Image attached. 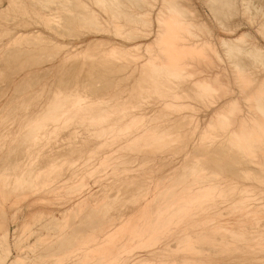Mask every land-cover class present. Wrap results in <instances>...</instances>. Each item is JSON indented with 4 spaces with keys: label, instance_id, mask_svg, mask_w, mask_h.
I'll list each match as a JSON object with an SVG mask.
<instances>
[{
    "label": "rangeland",
    "instance_id": "1",
    "mask_svg": "<svg viewBox=\"0 0 264 264\" xmlns=\"http://www.w3.org/2000/svg\"><path fill=\"white\" fill-rule=\"evenodd\" d=\"M96 1L0 0L4 6L0 9V264H264V152L251 155L242 148V154L250 156L248 160L241 154L244 143L239 138L240 143L236 141L238 136L224 134L225 121L229 122L232 115L235 119L240 116V121L243 111H251L242 107L245 95L239 91L241 98L233 89L231 67L242 65L243 73L253 74L250 77L254 76V81L264 76V2L260 6L255 1L261 0H103V5ZM163 4L169 5L170 13L160 12ZM171 11L182 17L177 16L188 30L182 36L190 43H209V47L204 46L212 59L194 62L195 74L186 71L190 74L167 75L166 79L161 75L160 80L149 61L158 54L153 41L165 23L161 22L163 14ZM128 18H133L134 25L127 22ZM113 20L124 25L125 35L114 33ZM103 25L106 29L101 30ZM37 31L47 38L40 41L36 34L39 38L31 39ZM24 32L30 39L25 35L24 39ZM137 32L144 35L138 37ZM238 36H243V42L234 48L233 40ZM219 38L232 43L235 55L230 56L232 51L227 49L229 54H225ZM134 44L140 45L138 53H118L115 55L121 56L115 59L109 52L110 46L124 50ZM252 45L258 51L254 55L259 56L253 61L247 60ZM240 50L248 53L243 56ZM208 67L215 73L222 68L225 76H219L224 84L231 80L226 82L224 94L206 86L210 85L206 80L216 75ZM199 70L202 75L196 76ZM225 90L233 94L228 92L227 96L236 109L226 105L230 101L224 97ZM235 96L242 103L236 104ZM263 97L257 98L261 104L251 99V107L257 112L264 110ZM77 100L82 101L73 104ZM58 115L61 119L56 123L52 118ZM121 116L127 118L121 120ZM133 117L143 122L144 130L149 128L146 136L137 135L139 141L134 143L128 138L126 144L122 142L124 146L115 149L113 145L109 152L103 144L109 141V128L121 123V129L136 130L141 122L137 121L135 128ZM38 118L45 126L37 122ZM215 119L219 132L213 127ZM237 119L236 123L232 119L233 126L239 125ZM54 123H60V129L58 132L56 125L53 135ZM104 123L112 125L107 133ZM66 124L76 129L63 128ZM196 125L199 128L195 129ZM152 134L162 136L161 141H155ZM260 146L264 151V145ZM255 156L263 160L256 161ZM179 198H185L184 208L174 205ZM164 207L169 208L167 213L162 211ZM248 211L257 212V217L241 222L244 233L237 234L234 228L230 234H221L208 224L213 218L215 223L236 227ZM184 235H189L188 245L170 246Z\"/></svg>",
    "mask_w": 264,
    "mask_h": 264
},
{
    "label": "bare ground",
    "instance_id": "2",
    "mask_svg": "<svg viewBox=\"0 0 264 264\" xmlns=\"http://www.w3.org/2000/svg\"><path fill=\"white\" fill-rule=\"evenodd\" d=\"M96 1V0H95ZM98 2H102V5H103V0H97ZM97 1L95 2V3H97ZM108 1V0H107ZM114 2H115V0H113ZM112 1V2H113ZM163 1V0H162ZM252 1L253 0H251V3H252ZM255 1V0H254ZM264 2V0H261V2H256L255 1V3H257V4H259L260 6H261V3H262V6H263V2ZM104 2H105V0H104ZM133 2V1H132ZM141 2V1H140ZM144 2V1H143ZM146 2V1H145ZM250 2V1H249ZM81 3V2H80ZM117 3V2H116ZM4 4V3H3ZM101 4V3H100ZM118 4V3H117ZM80 5V4H79ZM81 5H82V3H81ZM85 5V4H84ZM83 5V6H84ZM94 5V4H93ZM108 5H110V3H108ZM144 5H146V4H144ZM161 5V4H160ZM164 5V4H163ZM255 5V4H254ZM259 5H258V7H259ZM99 6V5H98ZM4 6H0V9L1 8H3ZM163 7V9H161V11L160 12H163V13H165V11L167 10V11H169V13H170V9H168V8H166V7H169V5L168 6H166L165 7V5L164 6H161V8ZM102 8V7H101ZM109 8H110V6H109ZM264 8V7H263ZM82 9V8H81ZM88 9H90V8H88ZM103 9V8H102ZM256 9V8H255ZM85 10V9H84ZM92 10V9H91ZM106 10H107V8H106ZM163 10V11H162ZM3 11H4V9H3ZM2 12V11H1ZM0 12V13H1ZM83 12V11H82ZM264 12V11H263ZM87 13V12H86ZM93 13H94V11H93ZM146 13V12H145ZM168 13V12H167ZM171 13H172V11H171ZM177 13V16H180L179 15V13L178 12H176ZM132 14V13H131ZM134 14V13H133ZM173 14H175V12L174 13H172V14H167V16H166V14H165V16H164V14H163V17H165V19H161V22H165V23H163L164 25H165V27H164V25H162V27L157 31V29H156V36H155V41H153V43H157V46H156V44L154 45V47L156 46V48H158V54L157 53H155V57H153L152 58V60H151V58H150V61H149V65L151 64V69H153V71L155 72V73H157V75H160V77H161V79H160V77H159V79L160 80H162V76L161 75H164V77H165V79H166V76L167 75H169V76H179V75H182L183 73H188V74H190L189 72H186V71H191V73L192 74H195L194 73V70L192 69V68H194V66L196 65V64H194V62L196 63V61L199 59V61L201 60L202 62H206V61H211V57L209 58V56L208 55H210V52H208L209 50H207L206 49V47L204 46V45H206L207 46V44H208V47H209V43L207 42V44H204V45H202V44H200L199 42H193V43H190L191 41H190V39H187L186 37H184V36H182V32L184 31L185 32V30H186V32H188V30H187V27L184 25V22H182L181 20H179L180 18H182L181 16H180V18L179 17H177L176 15H173ZM136 15V14H135ZM144 15V14H143ZM157 15H159V14H157ZM91 16H92V14H91ZM99 16V15H98ZM161 16H162V14H161ZM93 17V16H92ZM111 17V16H110ZM159 17V16H158ZM99 18V17H98ZM101 18V17H100ZM99 18V19H100ZM144 18H146V17H144ZM93 19V18H92ZM91 19V20H92ZM95 19V18H94ZM118 19V18H117ZM132 19L133 18H131V19H129L128 18V20L129 21H127L128 23H131V25L133 24L132 23ZM160 19V18H159ZM101 20H102V18H101ZM111 20V19H110ZM116 20V19H115ZM115 20H113V26H112V29H114L115 31H114V33H119L120 31H121V34H122V30L124 29V25H122V24H120L119 23V20H118V22H116ZM159 21V20H158ZM95 22V21H94ZM97 22H99V20H97ZM105 22V21H104ZM103 22V23H104ZM133 22H134V20H133ZM136 22V21H135ZM134 22V23H135ZM92 23V22H91ZM96 23V22H95ZM106 23V22H105ZM127 23V24H128ZM101 24V23H100ZM107 24V23H106ZM94 25V24H93ZM97 25V24H96ZM102 25V24H101ZM134 25V24H133ZM110 26V25H109ZM109 26H107V28L109 27ZM263 26V25H262ZM101 28V30H104V29H106V27L103 25V27L101 26L100 27ZM100 28H98V29H100ZM135 28V27H134ZM140 28V27H139ZM190 28V27H189ZM109 29V28H108ZM191 29V28H190ZM134 30H137V29H134ZM143 30V29H142ZM148 30V29H147ZM107 31V30H106ZM102 32V31H101ZM100 32V33H101ZM143 32V31H142ZM27 33V32H26ZM32 33V32H31ZM34 33V35L35 36H32V38L31 39H37V38H39L40 37V39H38V40H40V41H42L43 39H46L47 37H45L44 38V36L43 35H41V33H40V35H39V31H37V33H35V32H33ZM32 33V34H33ZM98 33V32H97ZM102 33H104V32H102ZM110 33V32H109ZM30 34V33H29ZM36 34H38V36L39 37H37V35ZM136 34V33H135ZM137 34H138V32H137ZM149 34H150V32H149ZM22 35H23V37H24V35H25V32L24 33H22ZM27 35V34H26ZM25 35V37L27 38V39H30V37H29V35H27L26 36ZM31 35V34H30ZM122 35H125V34H122ZM121 35V36H122ZM126 35H127V33H126ZM139 35H141V34H138L137 36L139 37ZM144 35V34H143ZM143 35H141V36H143ZM188 35V34H187ZM120 36V35H119ZM120 36V37H121ZM133 36V35H132ZM137 36L135 37V38H137ZM20 37V36H19ZM22 37V36H21ZM19 38L18 40H20V39H22V38ZM25 37H24V39H25ZM37 37V38H36ZM42 37V38H41ZM16 38H18V37H16ZM189 38H190V36H189ZM129 39V38H128ZM132 39H134V38H132ZM37 40V41H38ZM22 41H23V39H22ZM234 42H233V44L230 42V43H228V42H225V40L224 39H221V38H219V40H218V43L221 45V47H225V49H224V51H225V54L226 53H228L229 54V52L227 51V50H231V48H233V46H234V48H236V47H239V46H241V44H242V42H243V36H238V37H236L234 40H233ZM204 42V41H203ZM152 43V42H151ZM103 44V43H102ZM228 44H232L231 45V47H229L230 45H228ZM54 45V44H53ZM101 46V45H100ZM138 46H140V45H138V44H134V45H132V46H130V47H127L126 49H124V50H120L119 48H117L116 46H110L109 47V49H110V54H111V56H113V55H115V54H121L122 52H128V51H130L132 54H134L133 53V51H136V49H137V51L139 52L140 50H139V47ZM153 46V45H152ZM250 46V45H249ZM74 47H77L76 45L74 46ZM102 47V46H101ZM212 47V46H211ZM155 48V49H156ZM233 48V49H234ZM74 49V48H73ZM98 49V48H97ZM227 49V50H226ZM231 50L232 52L230 53V56L231 55H235V53L233 52L234 50ZM259 49V48H258ZM148 50V49H147ZM207 50V53H205V51ZM214 50V49H213ZM236 51H237V49H235ZM97 51V50H96ZM105 51V50H104ZM136 51V52H137ZM156 51V50H155ZM154 51V52H155ZM235 51V52H236ZM242 50H240V53H241V55H243L244 56V53L245 52H247V51H245L244 53L243 52H241ZM137 52V53H138ZM249 52V53H248ZM248 54H250L251 56L249 57V59H248V57H247V60H254V58L255 57H257L258 55H254V54H258V51H257V47L255 46V45H252L251 47H248ZM255 52V53H254ZM261 52V51H260ZM106 53V52H105ZM149 54H150V52H148ZM252 53V54H251ZM85 54V53H84ZM208 54V55H207ZM214 54V53H213ZM212 54V55H213ZM237 54V53H236ZM239 54V53H238ZM237 54V55H238ZM94 55V54H93ZM125 54H123V56H124ZM148 55V54H147ZM236 55V56H237ZM240 55V56H241ZM254 55V57H253V59H251V57ZM260 55V54H259ZM121 56V55H120ZM119 55L118 56H116L115 55V59H116V57L118 58V57H120ZM128 56V55H127ZM136 56H137V54H136ZM227 56V55H226ZM88 57V56H87ZM90 57V56H89ZM94 57V56H93ZM109 57H110V55H109ZM114 57V56H113ZM129 57V56H128ZM148 57V56H147ZM233 57V56H232ZM259 57V56H258ZM261 57H263V55L261 56ZM260 57V58H261ZM131 58H132V56H131ZM134 58V57H133ZM136 58V57H135ZM149 58V57H148ZM226 58V57H225ZM101 59V58H100ZM99 59V60H100ZM107 59V58H106ZM245 59H246V57H245ZM258 60V59H257ZM118 61V60H117ZM148 61H147V59H146V62L148 63ZM228 61V60H227ZM145 63V62H144ZM198 63V62H197ZM235 63V62H234ZM263 63V62H262ZM143 64V63H142ZM215 64H216V62H215ZM146 65V64H145ZM145 65H143V66H145ZM217 65H218V63H217ZM229 65V64H228ZM231 65H232V62H231ZM203 66H205V64L203 65ZM208 66V65H207ZM222 66V65H221ZM148 67V66H147ZM196 67V66H195ZM241 67H242V65H241ZM240 66H238V64L236 65V66H234V67H231L232 69H231V73H230V76H231V74H232V77H233V80L234 81H232V85H233V89H234V91H240L243 95H245L244 97H243V100L245 101H243V100H241V99H238L236 96V99H238L237 100V102H236V104H238V102H239V100L240 101H243V105H245V106H242V107H245V109L246 108H248V109H250L251 111L250 112H252V114L250 115V117H247L248 116V113L250 114V112H249V110H248V112H245V111H241L242 112V114L244 115V112L245 113H247V114H245V116L246 117H244L243 115H241V119H240V121H238V119L237 118H239L240 116H238V115H240V113H238V112H240V106L237 108L239 111L237 112V114L238 115H236V116H238V117H236V119H237V125H238V122H239V127L238 126H233V124H235L236 123V119H235V117L233 118V115H232V119L233 120H235V123H233V121H232V119L230 120V121H232L231 122V125H228V123L230 122H227V121H225V129H224V134H227L228 136L230 135V136H232V138H233V136H238V137H235V139H236V141H237V139L239 138V141L243 144H246V147L248 146V148H246L245 147V145L243 144V147H241L240 149H241V154L244 152L243 150L245 149L247 152H248V150H249V154H251L252 155V153L254 154L255 152H257V156L259 155L260 156V154L262 153V152H264L263 151V149H261V146L259 147V145H264V142L262 141V139H264V137H262V139H261V137H260V135H259V131H261L260 133L262 134V135H264V110H260V111H255V109H253L252 107H251V104L252 103H254V102H252L251 103V99L252 100H256L255 101V104L258 102V100L259 99H257V98H259L260 97V100H262L261 98L264 96V76H262V77H260L257 81H254L253 79H255L254 78V76H253V79H252V77H250L251 75H253V74H251L250 75V73L249 74H244L243 73V70H241L242 68H241ZM246 67V66H245ZM146 68V67H145ZM150 69V68H149ZM150 69V70H151ZM206 70H207V68H205ZM205 69H204V71H205ZM221 69L222 68H220L219 70H220V73L218 74V72H219V70L218 69H216V70H218L217 71V73H215L212 69H210L209 70V67H208V70L210 71V72H214L216 75L214 76V74H213V76H212V78H210V79H207V78H205V80H206V82L207 83H210V85L209 84H207L206 86H210V89L211 90H214L215 89V91H216V93H223L224 94V88H226V86H225V84H226V82L227 81H229V80H225L226 82H225V84L223 83V81L221 82V79H220V74L223 76V74L224 73H221V72H223V70L221 71ZM246 69V68H245ZM138 70H140L139 69V67H138ZM148 70V69H147ZM228 70H229V68H228ZM248 70V69H247ZM197 71V72H196ZM196 73H198V70H197V68H196ZM200 72H199V74L198 75H196V76H200V75H202V72H203V69H202V72H201V70H199ZM208 71V72H209ZM261 71V70H260ZM207 71H205L204 72V74L206 73ZM212 72V73H213ZM149 73V72H148ZM154 73V74H155ZM226 73V72H225ZM151 75V74H150ZM208 75H210V74H208ZM183 76H184V74H183ZM182 76V77H183ZM191 76V75H190ZM192 76H194V75H192ZM221 76V77H222ZM224 76H225V74H224ZM223 76V77H224ZM148 77H149V75H148ZM187 77V76H186ZM203 77V76H202ZM201 77V79L200 80H202V82L205 84L206 82H204V77L202 78ZM210 77V76H209ZM228 77H229V75H228ZM150 78H151V76H150ZM158 78V77H157ZM227 78V77H226ZM164 79V80H165ZM189 79H191V78H189ZM196 79V78H195ZM225 79V78H224ZM152 80V79H151ZM183 80H184V78H183ZM197 80L199 81V79L197 78ZM142 81V80H141ZM180 81V80H179ZM190 81V80H189ZM231 81V80H230ZM157 82H159V81H157ZM156 83V82H155ZM171 83V82H170ZM196 83V82H195ZM229 83V82H228ZM199 84H200V82H199ZM199 84L197 83V85L199 86ZM202 84V83H201ZM200 84V85H201ZM204 84H203V86H202V88L204 87V90H206L205 89V87L206 86H204ZM231 84L229 83V84H227V87H229V85L231 86ZM158 85V84H157ZM142 86V85H141ZM152 86V85H151ZM154 86H155V84H154ZM163 86V85H162ZM166 86V85H165ZM173 86V85H172ZM197 86V87H198ZM214 89H213V88ZM161 88V87H160ZM232 88V87H231ZM139 89H141L140 87H139ZM177 89V88H176ZM200 89V88H199ZM208 89V88H207ZM169 90V89H168ZM172 90H174V87H173V89ZM227 90H230V88L229 89H227ZM162 91V90H161ZM170 92V91H169ZM228 92L230 93V91H226L225 90V96L224 97H226V98H228ZM237 92V94H240V96H241V93L239 92L238 93ZM212 94H213V92H211V94H209V95H211V97H212ZM235 94V93H234ZM165 95V94H164ZM179 95V94H178ZM201 95H202V93H201ZM203 95H204V93H203ZM220 95V94H219ZM228 95V96H227ZM233 94L232 93H230V96H232ZM206 96V95H205ZM221 96V95H220ZM223 96H221V97H223ZM237 96H239V95H237ZM239 96V97H240ZM164 97V96H163ZM199 97H200V95H199ZM214 97H215V94H214ZM220 97V98H221ZM223 97V98H224ZM219 98V99H220ZM222 98V99H223ZM232 98V97H231ZM241 98H242V96H241ZM161 99H162V96H161ZM168 99V98H167ZM208 99V98H207ZM230 98H228L227 100H229ZM235 99V98H234ZM263 99H264V97H263ZM160 100V99H159ZM204 100V99H203ZM213 100V99H212ZM216 100V99H215ZM218 100V99H217ZM260 100H259V103H260ZM81 101L82 100H77L75 103H73V104H80L81 103ZM161 101V100H160ZM164 103H165V101L164 100H162ZM224 101V100H223ZM230 101V100H229ZM233 101V100H232ZM232 101H230V103L228 102V101H226V102H228L230 105H228V104H226L227 106H230V108L232 107L233 109L235 108V104H234V106H232L231 105V102ZM250 101V102H249ZM168 102H170V101H168ZM210 102V101H209ZM217 102V101H216ZM264 102V101H263ZM213 103V102H212ZM224 103V102H223ZM233 103V102H232ZM239 103H242V102H239ZM245 103V104H244ZM248 103H250V104H248ZM73 104H71L70 106H73ZM93 104V103H92ZM92 104H91V106H92ZM166 104H167V102H166ZM165 104V105H166ZM168 104H170V103H168ZM220 105H221V103H219ZM261 104V103H260ZM97 105V104H96ZM164 105V104H163ZM178 105V104H177ZM181 105V104H180ZM98 106V105H97ZM217 106V105H216ZM227 106H225L224 105V108L226 107L227 108ZM68 107V106H67ZM212 107V106H211ZM257 107V106H256ZM65 108V107H64ZM84 108V107H83ZM83 108H82V110L81 111H83ZM186 108V107H185ZM222 108V107H221ZM229 108V107H228ZM227 108V109H228ZM230 108H229V110H230ZM69 109H70V107H69ZM214 109V108H213ZM227 109H226V111H227ZM236 109V108H235ZM216 110V111H215ZM214 110V112H217V109H215ZM223 110H225V109H223ZM229 110L227 111V113L229 112ZM68 111V110H67ZM94 111V110H93ZM221 109H220V112H219V109H218V112H219V114H220V116L223 118V114H221ZM43 112V111H42ZM213 112V111H212ZM223 112H225V111H223ZM233 113V112H232ZM236 113V112H235ZM63 114V113H62ZM85 114V113H84ZM214 114V116H215V113H213ZM47 115V114H46ZM49 115V114H48ZM73 115V114H72ZM80 115V114H79ZM129 115V114H128ZM132 115V114H131ZM230 115V114H229ZM78 116V115H77ZM77 116H75V118L77 117ZM87 116V115H86ZM102 116H104V115H102ZM130 116V115H129ZM216 116H217V119H219L220 118V116H218V113L216 114ZM243 116V117H242ZM34 117V116H33ZM42 118H44L45 116H41ZM71 117V116H70ZM68 118L70 121H71V118ZM74 117V116H73ZM80 118H81V116H79ZM93 117V115H91V117L90 118H92ZM139 117V116H138ZM211 117V116H210ZM219 117V118H218ZM231 117V116H230ZM35 118V117H34ZM41 118V119H42ZM94 118L95 117H93V120H94ZM127 118V116L126 117H124V118H122V116H121V120L122 119H126ZM182 118V117H181ZM187 117H185V119H186ZM212 118V117H211ZM213 118H215V117H213ZM222 118H221V120H222ZM251 118V120H249ZM45 119V118H44ZM47 119V118H46ZM56 123H57V121H59L60 119H61V116H59L58 115V117H56L55 116V118H52ZM51 119V120H52ZM65 118H63L62 120H64ZM67 119V121H69ZM131 119V118H130ZM132 119H134V117L132 118ZM184 119V120H185ZM217 119H215V125L216 126H213L214 128H218V132L220 131V129H219V126H218V121H217ZM227 119V117L225 118L224 117V120H226ZM39 118L37 119V122L39 123ZM49 120V119H48ZM75 119H72V121L73 122H75L74 121ZM87 120H88V118H87ZM87 120H86V122H87ZM91 120V119H90ZM117 120H119V119H117ZM116 120V121H117ZM135 120V119H134ZM134 120H132V122L131 123H133V121ZM140 120V119H139ZM139 120H135L136 122H134L133 124H134V127L136 128V126H137V121L138 122H141V124L139 123V125L137 126V128H136V130H131V128H130V132H129V130L128 129H121L120 127H121V123L119 124H115V126H112L111 124H109V126L111 127V128H109L110 130H109V132H108V134L107 135H109L110 137H108L109 138V141L108 142H103V144H104V146H106L107 148H109V152H110V148H112L113 149V145L115 146V149L116 148H118L117 146H119V147H121L122 145L124 146V144H122V142H125V144H126V141L128 140V138H130V140H132V142L134 143V142H136L137 141V139H135L136 137H137V135H139L140 134V136H141V134L143 135V136H146V132H147V130L149 129H147V128H145V130H144V124H142L143 122L142 121H139ZM208 120H209V118H208ZM207 120V121H208ZM53 121V122H54ZM67 121H65V122H67ZM192 121V120H191ZM204 121V120H203ZM213 121V120H212ZM249 121H250V123H249ZM40 122H42V124H41V126L43 125V120H40ZM50 122V121H49ZM64 121H62L61 122V124H64L63 123ZM109 122V121H108ZM114 122V121H113ZM37 123V127H38V125L40 126V124H38ZM45 123V122H44ZM68 123V122H67ZM88 123V122H87ZM110 123H111V121H110ZM135 123H136V126H135ZM207 123L208 122H206V124L205 125H207ZM220 123H221V121H220ZM219 123V125H222V123L220 124ZM233 123V124H232ZM36 124V123H35ZM58 124H60V123H58ZM58 124H56L57 125V127H58V132H59V129H60V125H58ZM70 124H71V122H70ZM73 124V123H72ZM78 124V123H77ZM113 124V125H114ZM184 124H185V121H184ZM188 124V123H187ZM193 124H196L195 122H193ZM56 125H55V123H54V127L56 128ZM75 125V124H74ZM81 125H82V123H81ZM86 125V124H85ZM84 125V126H85ZM103 125V124H102ZM101 125V127H103ZM104 125H106L105 123H104ZM108 125V124H107ZM106 125V127L107 128H105L106 129V133H107V131H108V127L109 126H107ZM149 125V124H148ZM186 125V124H185ZM189 125H190V123L188 124V127H189ZM200 125V124H199ZM198 125V126H199ZM208 125H209V123H208ZM213 125V124H212ZM43 126H45V125H43ZM42 126V127H43ZM50 126V125H49ZM62 126V125H61ZM64 126V125H63ZM69 124H66L63 128H68L69 129ZM76 126V125H75ZM79 126V125H78ZM77 126V127H78ZM87 126H89V125H87ZM99 125H97L96 127H98ZM210 126V125H209ZM218 126V127H217ZM232 128H231V127ZM71 127V126H70ZM73 127V129H69V130H74V126H72ZM80 127V126H79ZM93 127V126H92ZM95 127V126H94ZM101 127H100V129H101ZM180 127V126H179ZM182 127V126H181ZM212 127V126H211ZM63 128H61V129H63ZM88 128V127H87ZM90 128H91V125H90ZM134 128V129H135ZM190 129H193V126L191 125V127H189ZM196 128H199V127H197V125H196V127H195V129ZM203 127H201V129H202ZM221 128V127H220ZM223 128H224V126H223ZM37 129V128H36ZM42 129V128H41ZM67 129V130H68ZM76 129V128H75ZM102 129H104V128H102ZM101 129V130H102ZM147 129V130H146ZM205 129H206V126L204 127V131H205ZM207 129L209 130V128L207 127ZM37 130H40V128L39 129H37ZM43 130V129H42ZM54 130H56L57 131V128L56 129H53L52 130V134H53V131ZM66 130V129H65ZM68 130V131H69ZM138 130H140V133L139 132H137ZM179 130V129H178ZM222 130V129H221ZM48 131V130H47ZM55 131V132H56ZM103 131V130H102ZM142 131L144 132V133H142ZM165 131V130H164ZM190 131V130H189ZM198 131V130H197ZM196 131V132H197ZM212 131V130H211ZM215 131L217 132V130L215 129ZM61 132V131H60ZM70 132H73V131H70ZM112 134H111V133ZM150 132V131H149ZM263 132V133H262ZM41 133V132H40ZM44 133V132H43ZM43 133H41V134H43ZM47 133V132H46ZM69 133V132H68ZM151 133V132H150ZM193 133V132H192ZM201 132L199 131V133L198 134H200ZM203 133V132H202ZM36 134H38V133H36L35 132V136H36ZM40 134V135H41ZM103 135L105 134V133H102ZM155 134V133H154ZM154 134H152V136H155L153 139L155 140V141H158V140H160L161 141V138H162V136L160 137V136H158L157 138H156V135H154ZM205 134V136H206V133H204ZM203 134V135H204ZM46 135V134H45ZM44 135V136H45ZM54 135V134H53ZM59 135V134H58ZM57 134H56V136H58ZM193 135V134H192ZM208 135V138H209V134H207ZM218 135V134H217ZM50 136H51V134H50ZM140 136H139V138H140ZM147 136H148V134H147ZM168 136V135H167ZM194 136V135H193ZM198 136H201V134L200 135H198ZM210 136H212V134L210 135ZM220 136H221V134H220ZM226 136V135H225ZM228 136H226V139H227V137ZM103 136L102 135H100V138H102ZM104 137H105V139L107 140V136L106 135H104ZM202 137V136H201ZM216 137V136H215ZM218 137V136H217ZM224 137V136H223ZM222 137V138H223ZM142 138V140H143V137H141ZM147 138V137H146ZM146 138H145V141H146ZM151 138V136H149V139ZM176 138V137H175ZM207 138V139H208ZM104 138H103V140H105ZM206 139V138H205ZM211 139V138H210ZM229 139V138H228ZM102 140V139H101ZM198 140V139H197ZM201 140V139H200ZM223 140V139H222ZM138 141H139V139H138ZM137 141V142H138ZM165 141V140H164ZM102 142V141H101ZM195 142V141H194ZM226 142V141H225ZM238 142V141H237ZM236 142V143H237ZM240 142H238V143H240ZM128 143V142H127ZM103 144H102V146H103ZM122 144V145H121ZM218 144V143H217ZM132 145V144H131ZM186 145H188V142H186ZM185 145V146H186ZM202 145V144H201ZM101 145H100V147H102ZM105 147V148H106ZM236 147H238V145H236ZM236 147H235V149H236ZM104 148V147H103ZM106 148V149H107ZM172 148V147H171ZM200 148V147H199ZM242 148H243V150H242ZM102 150V148H99V150ZM230 149V148H229ZM248 149V150H247ZM100 150V151H101ZM238 150H239V148H238ZM106 151H108V149L106 150ZM226 151V150H225ZM243 151V152H242ZM89 152V151H88ZM103 152V151H102ZM108 152V153H109ZM194 152V151H193ZM100 153V152H99ZM246 153V152H245ZM90 154H91V152H90ZM221 154V153H220ZM240 154V153H239ZM240 154V155H241ZM263 154L264 153H262V156H263ZM92 155H93V153H92ZM95 155V154H94ZM96 155H98V154H96ZM104 155V154H103ZM187 155V154H186ZM242 155H244V154H242ZM100 156H102V154L100 155ZM108 156V155H107ZM106 156V157H107ZM110 156V155H109ZM112 156V155H111ZM245 156V155H244ZM257 156H255L254 158H255V160L257 159V160H259V158H261V157H257ZM96 157V156H95ZM103 157V156H102ZM105 156H104V158H106ZM245 157H247V154H246V156ZM250 157V156H249ZM249 157H247L248 158V160H249ZM89 158V157H88ZM90 158H92V156H90ZM93 158H94V156H93ZM108 158V157H107ZM113 158H114V156H113ZM112 158V159H113ZM183 158V157H182ZM236 158V157H235ZM244 159V158H243ZM253 158H251V162L252 163H254V165L256 164L255 163V161L254 160H252ZM262 160H263V158H261ZM101 160V159H100ZM102 160H103V158H102ZM247 160V159H246ZM256 160V161H257ZM100 163V162H99ZM98 163V164H99ZM102 163H104V161H102ZM101 163V164H102ZM94 164H96V168H97V163H94ZM93 164V165H94ZM81 165V164H80ZM79 165V167H82V166H80ZM82 165H83V163H82ZM86 165V164H85ZM115 165H118V164H115ZM90 166H91V163H90ZM103 166V165H102ZM181 166V165H180ZM194 166V165H193ZM83 167H84V165H83ZM86 167L88 168L89 166H87L86 165ZM94 167V166H93ZM100 167V166H99ZM204 167V166H203ZM89 168H91V167H89ZM96 168H95V170H96ZM113 168V167H112ZM175 168H180V167H175ZM181 168H183V166H181ZM114 169V168H113ZM115 169H117L116 168V166H115ZM99 170V169H98ZM206 170V169H205ZM253 170V169H252ZM86 172V171H85ZM93 172V171H92ZM90 173V174H93V173ZM97 172V171H96ZM76 174V173H75ZM79 174V173H78ZM80 174H81V172H80ZM18 175V174H17ZM100 175V174H99ZM79 176V175H78ZM81 176V175H80ZM97 175H95V177H96ZM99 177V176H98ZM76 178H78L77 177V175H76ZM98 179V178H97ZM96 179V180H97ZM113 179V178H112ZM99 180V179H98ZM93 181H95V179L93 180ZM198 183H199V181H198ZM201 183V182H200ZM199 183V184H200ZM262 183H263V181H262ZM94 185V184H93ZM195 185H197V183H195ZM249 187V186H248ZM227 188V187H226ZM252 188V187H251ZM58 189V188H57ZM192 188H190V190H191ZM198 189H200V188H198ZM213 189V188H212ZM250 189V188H249ZM248 189V190H249ZM258 189V188H257ZM99 190V189H98ZM186 190H188V188L186 189ZM197 189H195V191H196ZM251 190H253V189H251ZM250 190V191H251ZM89 191H90V189H89ZM183 191V190H182ZM193 191H194V189L192 190V194H194L193 193ZM215 190L213 189V192H214ZM223 191V190H222ZM247 190H245V192H246ZM189 192H191V191H188V193ZM252 192V191H251ZM245 194V193H244ZM175 195V194H174ZM242 195V194H241ZM159 196V195H158ZM180 196V195H179ZM229 196V195H228ZM187 197V196H186ZM222 198V197H221ZM67 200V199H66ZM184 200H185V198H179V199H177L175 202H174V205H176V206H180L179 207V209L184 205V204H182L183 202H184ZM187 200V199H186ZM231 200V199H230ZM230 200H229V202H230ZM243 200V199H242ZM241 200V201H242ZM246 200V199H245ZM167 201H169V200H167ZM166 201V202H167ZM171 201H172V199H171ZM192 201V200H191ZM233 200H231V202H232ZM190 202V201H189ZM189 202H187L188 204L186 205V206H188L189 205ZM225 202V201H224ZM243 202H244V200H243ZM164 204H166V203H164ZM163 204V205H164ZM169 204V203H168ZM171 204V203H170ZM206 205L208 204V203H205ZM232 204V203H231ZM238 204V203H237ZM240 205H241V202L239 203ZM238 204V205H239ZM162 205V206H163ZM172 205V204H171ZM205 205V206H206ZM235 206H236V204H234ZM233 205V206H234ZM237 205V206H238ZM243 205V204H242ZM162 206L161 207H159V209H162ZM234 206V207H235ZM243 206H245V204L243 205ZM213 207V206H212ZM215 207V206H214ZM228 207V206H227ZM257 207H259V206H257ZM171 208V207H170ZM183 208H184V206H183ZM182 208V209H183ZM216 208V207H215ZM215 208H213V209H215ZM231 208H232V206H231ZM254 208V207H253ZM178 209V208H177ZM165 210V207L163 208V210L162 211H164ZM168 210H169V208L167 207V209L164 211L165 213H167L168 212ZM218 210V209H217ZM238 210V209H237ZM171 212H172V210H170ZM169 211V212H170ZM175 211L176 210H174V213H175ZM215 211V210H214ZM235 211V210H234ZM177 212H179V210H177ZM159 213H160V211H159ZM261 213V212H260ZM162 214H163V212H162ZM160 215H161V213H160ZM170 216H172L173 214H169ZM178 215V214H177ZM177 215H173V217H175V216H177ZM164 216V215H163ZM169 216V217H170ZM20 217V216H19ZM255 217H257V212H246L245 214H243L242 215V220H240L239 222H237V226L236 227H232L230 224H226V225H222V224H220V223H215L214 222V220H213V218L212 219H210V220H208L209 222H208V224H211V225H213L212 226V228H214L215 230H217V231H219V232H222V231H226V234H227V231H228V233L230 234V231L231 230H233L234 228H236V231H234V232H237V234H240V233H242L244 230H245V228H244V223L242 224L241 222H244L243 220H246V219H248V218H253V219H255ZM159 218V217H158ZM157 218V220H159ZM162 218V217H161ZM167 218V216L164 218V221H166L165 219ZM258 220V218L256 219V220H254V221H257ZM163 220L161 221V222H164ZM263 220H261V222H262ZM152 222V221H151ZM155 223V222H154ZM260 223V221L257 223V224H259ZM153 224V223H152ZM162 224V223H161ZM261 224V223H260ZM259 224V225H260ZM151 225V224H150ZM264 228V227H263ZM244 229V230H243ZM253 230H254V228H253ZM252 230V231H253ZM246 231V230H245ZM256 231H258L259 232V234H260V231L259 230H256ZM149 232V231H148ZM216 232V231H215ZM214 232V233H215ZM218 232V233H219ZM234 232H233V234H234ZM218 233L216 232V235H218ZM244 233V232H243ZM257 233V232H256ZM221 234H224L223 232L221 233ZM253 234V233H252ZM255 234V233H254ZM215 235V236H216ZM189 235H184V236H181V237H178L177 239H175L171 244H170V246L171 247H173V246H175V245H179V244H182V245H188L189 243H188V240H186L187 239V237H188ZM259 236V235H258ZM257 236V237H258ZM248 237V236H247ZM204 238V237H203ZM223 238V237H222ZM259 238H261V236H259ZM229 239H230V237H229ZM3 240V239H2ZM4 242V241H3ZM257 242V241H256ZM241 243V242H240ZM2 246V245H1ZM6 249H3L2 251H5ZM186 260V259H185Z\"/></svg>",
    "mask_w": 264,
    "mask_h": 264
}]
</instances>
